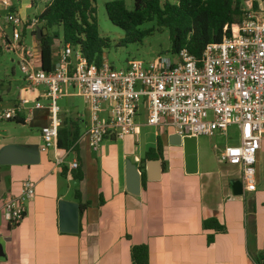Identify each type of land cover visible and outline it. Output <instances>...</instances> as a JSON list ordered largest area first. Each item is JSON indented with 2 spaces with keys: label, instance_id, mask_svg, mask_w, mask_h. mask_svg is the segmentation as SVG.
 <instances>
[{
  "label": "crops",
  "instance_id": "obj_1",
  "mask_svg": "<svg viewBox=\"0 0 264 264\" xmlns=\"http://www.w3.org/2000/svg\"><path fill=\"white\" fill-rule=\"evenodd\" d=\"M10 4L0 7V26L10 11L24 21L32 20L27 11L37 2L18 0L16 5L10 0ZM46 5L47 0H41L40 13ZM38 28V24L23 26L20 43L27 46L29 30L32 43L28 47L40 68ZM6 33L8 38L0 39V53L13 52L20 61L24 50H7L10 27ZM63 47H53L56 64ZM20 81L17 99L7 110L29 99L19 117L41 133L49 112L46 107H33L37 100L46 103L45 90L30 91L25 78ZM11 91V87L5 89L4 94ZM65 91L64 99L78 97L72 87ZM66 102L61 106L62 126L81 115L77 121L82 137L88 128L85 102L82 113ZM136 122L135 135L123 141L108 137L97 151L80 140L76 159L81 180L75 178L78 169L70 170L75 156L65 157L58 165L65 152L58 147L42 152L41 135L37 141L32 137L19 144L1 143L0 136V154L8 147L17 151L7 157L16 160L13 164L0 165V203L19 195L25 180L30 179L36 188L20 224L9 226L0 220V264H134L132 248L141 245L148 249V264H256L260 258L264 264V185L258 157L256 190L249 192L238 177L228 175L216 182L214 177L222 175L202 161L196 138L173 143V128L148 126L144 112ZM158 141L161 155L146 164V182L141 181L140 194L133 195L126 187V168L128 164L138 167L149 150L157 149ZM80 204H87L83 212Z\"/></svg>",
  "mask_w": 264,
  "mask_h": 264
},
{
  "label": "built area",
  "instance_id": "obj_2",
  "mask_svg": "<svg viewBox=\"0 0 264 264\" xmlns=\"http://www.w3.org/2000/svg\"><path fill=\"white\" fill-rule=\"evenodd\" d=\"M10 5V0H0V7ZM247 5L242 22L234 24L219 43L208 44L200 58L183 49L177 56H160L150 62L132 59L125 68L116 69L106 59L100 67L89 64L80 49L66 45L50 72L36 67L33 50L20 43L22 31L18 28L35 27L38 20L24 21L20 14L8 12L0 26V39L8 38L10 27L6 49L24 50L19 65L28 90H45L42 97L47 104L37 100L33 107H46L49 112L48 124L41 130V151L57 147L63 122L59 101L72 87L88 111V128L80 140L85 139L92 151L99 150L108 137L123 141L135 135L141 109L148 126H169L182 138L217 132L227 137L235 127L239 145L226 146L217 159L238 167L245 190L255 191L257 154L264 132V0H247ZM29 103L27 98L19 100L13 108L0 112V119L19 117ZM69 154L75 156L70 170L78 169L74 149L65 152L58 165ZM35 195V184L30 179L23 181L19 195L0 203V220L9 226L20 224Z\"/></svg>",
  "mask_w": 264,
  "mask_h": 264
},
{
  "label": "trees",
  "instance_id": "obj_3",
  "mask_svg": "<svg viewBox=\"0 0 264 264\" xmlns=\"http://www.w3.org/2000/svg\"><path fill=\"white\" fill-rule=\"evenodd\" d=\"M32 4L38 0H31ZM96 0H47V5L36 19L42 31L36 40L40 52V69L50 72L56 64L53 47L57 44L71 45L80 49L89 64L100 67L105 59V51L111 47V40L101 35L97 19ZM111 22L124 32L118 47L143 44L144 40L157 32L167 29L171 41V53L177 56L187 49L197 58L202 56L206 46L219 43L230 34L234 24L244 17L243 0H134V9L127 8L125 0H112L105 4ZM153 23L151 28H144ZM228 26V30L225 27ZM24 123L20 117L7 118ZM81 127L78 121L64 124L58 134L57 147L67 152L77 153ZM161 143L156 150H149L138 166L143 185L146 182V164L161 155ZM159 155H156L157 153ZM75 173L77 180L83 179L81 171ZM79 200V197H78ZM87 204L81 205V212ZM206 222V226H210ZM217 230L220 228L216 227ZM134 264H148L149 253L146 246L132 248ZM260 258L256 264H263Z\"/></svg>",
  "mask_w": 264,
  "mask_h": 264
},
{
  "label": "rangeland",
  "instance_id": "obj_4",
  "mask_svg": "<svg viewBox=\"0 0 264 264\" xmlns=\"http://www.w3.org/2000/svg\"><path fill=\"white\" fill-rule=\"evenodd\" d=\"M112 0H96L95 6L97 10V19L99 23L100 33L102 36L111 40V47L105 51V59L108 60L110 65L116 69H123L127 66L128 62L132 59H141L146 62L155 60L160 56L171 57V41L169 32L167 29L162 32H157L151 37L144 40L143 44H131L127 47H118L117 43L124 36V32L115 26L108 17L105 9V4ZM15 4L18 5V0H14ZM127 8L129 10L134 9V0H125ZM247 0H243V9L247 8ZM41 0H38L37 4L33 8L27 11V16L34 19L37 17L41 10ZM154 24H146L144 28H151ZM18 30H22L19 27ZM35 33V32H34ZM32 38L31 32L27 31V48L31 46ZM19 62L13 52L0 53V112L7 110L11 107L18 96L17 85L20 84V79L24 76L21 72ZM3 85V86H2ZM12 88V91L5 95V89ZM67 101L70 103V108L73 109L72 105L78 107L81 111L84 110V100L81 97L73 98H62L59 101L60 106H64ZM47 102L45 103V105ZM141 113H143L141 109ZM70 118L69 121L76 122L77 119L81 118ZM80 120V119H79ZM81 121V120H80ZM79 122V121H78ZM0 130L6 132L7 135L1 137V143L4 144H19L23 140L35 138L34 141L39 140L41 133L35 129L19 123L16 120L0 119ZM201 149L202 161L209 167L211 171H217L222 175L215 176L216 182H221V179L231 175L232 177H238L241 180L240 169L227 164H222L218 161V154L224 150L226 146H236L240 143L239 132L235 127H231L228 132V136L217 132L213 136H200L196 138ZM51 152H54V147L50 148ZM67 160L72 157L71 154L67 156ZM260 163V174L262 183L264 185V132L261 136V149L257 154ZM257 177V175H256Z\"/></svg>",
  "mask_w": 264,
  "mask_h": 264
},
{
  "label": "water",
  "instance_id": "obj_5",
  "mask_svg": "<svg viewBox=\"0 0 264 264\" xmlns=\"http://www.w3.org/2000/svg\"><path fill=\"white\" fill-rule=\"evenodd\" d=\"M37 34H38L37 38L41 39L42 38L41 37L42 31L40 30V28L37 29ZM53 70H54V68H53ZM5 135H6V133L2 132L0 130V136H5ZM171 140L173 143L181 144L182 137L180 135L174 134L171 137ZM15 151L16 150L14 148H11V147L4 149L0 154V165H7L9 163L13 164L14 162H11V161H16V160H12V159H9L7 157L10 153H13V152L15 153ZM6 161H8V162H6ZM126 169H127V172H126L127 190H128V192H130L133 195H139L140 191H141V174L138 170V167L137 166H131L130 164H128ZM239 185H241V184L239 183Z\"/></svg>",
  "mask_w": 264,
  "mask_h": 264
}]
</instances>
